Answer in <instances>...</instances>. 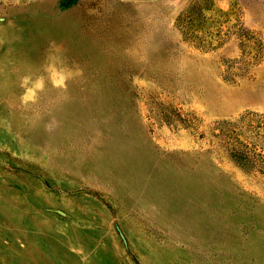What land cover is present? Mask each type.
I'll use <instances>...</instances> for the list:
<instances>
[{"label": "rangeland", "instance_id": "rangeland-1", "mask_svg": "<svg viewBox=\"0 0 264 264\" xmlns=\"http://www.w3.org/2000/svg\"><path fill=\"white\" fill-rule=\"evenodd\" d=\"M253 39L264 0H0V264H264V176L211 135L264 115Z\"/></svg>", "mask_w": 264, "mask_h": 264}, {"label": "trees", "instance_id": "trees-1", "mask_svg": "<svg viewBox=\"0 0 264 264\" xmlns=\"http://www.w3.org/2000/svg\"><path fill=\"white\" fill-rule=\"evenodd\" d=\"M197 10V7L192 5L176 18L175 25L188 41L199 47L201 41L193 33L199 21ZM250 42L254 52L251 58L246 60V66L247 63L258 62L264 52L262 42L254 39ZM213 130L211 135L216 146L231 163L245 172L264 176V115L250 113L234 122H221Z\"/></svg>", "mask_w": 264, "mask_h": 264}, {"label": "clouds", "instance_id": "clouds-1", "mask_svg": "<svg viewBox=\"0 0 264 264\" xmlns=\"http://www.w3.org/2000/svg\"><path fill=\"white\" fill-rule=\"evenodd\" d=\"M30 2V0H29ZM83 70L78 66L68 67L65 64L57 66L52 64L47 70L46 75H38L35 78L31 75H25L21 78L19 87L22 89L20 101L22 105L36 104L39 100V95L45 89V85L50 84L51 87L62 91H67L68 81L73 78V73L82 74ZM59 127V121L55 118L49 119L45 124V131L51 132Z\"/></svg>", "mask_w": 264, "mask_h": 264}]
</instances>
